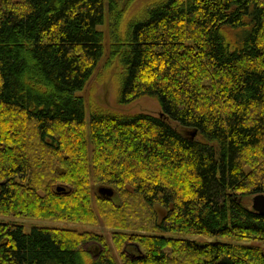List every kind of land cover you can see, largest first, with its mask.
I'll list each match as a JSON object with an SVG mask.
<instances>
[{"label": "trees", "instance_id": "trees-1", "mask_svg": "<svg viewBox=\"0 0 264 264\" xmlns=\"http://www.w3.org/2000/svg\"><path fill=\"white\" fill-rule=\"evenodd\" d=\"M132 1L119 103L163 113L87 123L105 0H0V264H264V0H158L122 36Z\"/></svg>", "mask_w": 264, "mask_h": 264}, {"label": "rangeland", "instance_id": "rangeland-1", "mask_svg": "<svg viewBox=\"0 0 264 264\" xmlns=\"http://www.w3.org/2000/svg\"><path fill=\"white\" fill-rule=\"evenodd\" d=\"M158 0H133L129 4H125L124 8L126 14L122 22L120 34L124 36L127 33L129 25L136 23L142 18L146 8L156 3ZM100 31L104 34V55L97 67L95 74L88 83L84 91L79 92L86 104V120L90 121L92 110L99 107L108 112L116 114H148L159 117L163 111L159 103L151 98H142L135 100L129 104L119 103L120 86L124 81V67L120 58L116 55L113 56L111 52L112 38L110 33V15L108 0H105V23L100 26ZM89 127V124H88ZM101 187V186H98ZM97 187H95L96 189ZM98 191V190H97ZM96 191V193H97ZM118 199V198H117ZM115 199V200H117ZM4 221H13L21 224L26 232H30L33 228H70L77 229L81 232L93 231L104 235L107 238L108 244L114 253L115 247L112 242L111 232L105 229L101 224L95 227L82 226L74 224H64L61 222H54L52 220L41 219H23V220H10L2 219ZM89 249L97 255L100 251L97 247H90ZM115 249V250H114Z\"/></svg>", "mask_w": 264, "mask_h": 264}, {"label": "water", "instance_id": "water-1", "mask_svg": "<svg viewBox=\"0 0 264 264\" xmlns=\"http://www.w3.org/2000/svg\"><path fill=\"white\" fill-rule=\"evenodd\" d=\"M196 133H194L193 137H195ZM61 190L60 188L58 189ZM99 193L104 198H113L115 196V192L112 188L101 187L99 189ZM252 208L258 214L264 215V194L255 196L252 200Z\"/></svg>", "mask_w": 264, "mask_h": 264}, {"label": "flooded vegetation", "instance_id": "flooded-vegetation-1", "mask_svg": "<svg viewBox=\"0 0 264 264\" xmlns=\"http://www.w3.org/2000/svg\"><path fill=\"white\" fill-rule=\"evenodd\" d=\"M114 200V199H113Z\"/></svg>", "mask_w": 264, "mask_h": 264}]
</instances>
